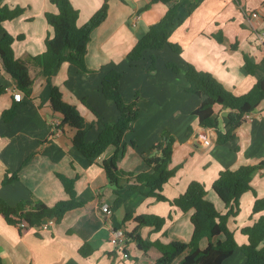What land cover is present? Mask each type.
<instances>
[{"label":"crops","instance_id":"0c3cea01","mask_svg":"<svg viewBox=\"0 0 264 264\" xmlns=\"http://www.w3.org/2000/svg\"><path fill=\"white\" fill-rule=\"evenodd\" d=\"M70 1L79 12L78 26L85 24L103 2ZM176 1L180 5L170 41L181 45L182 52L176 53L169 46L149 50V55L156 58L153 71H140L142 60L131 62L127 57L149 25L168 9L167 4L159 2L139 11L146 0H109V13L92 31L87 45L85 60L92 69L87 74L65 61L49 80L37 74L27 96L16 88L15 80L5 72L0 61V85L7 86L6 92L0 95V115L11 104L13 95L23 101L12 120L5 122L0 118V195L11 205L29 199L54 205L68 198L58 177L63 174L77 176V199L85 201L83 206L67 211L60 222L44 224L39 234L36 227L21 231L0 214V264H155L158 254L153 250L145 253L130 238L124 248L110 242L112 227L129 231L136 226L132 218L124 225L127 213L166 217L160 230L146 225L139 229L140 235L151 242L161 245L176 240L187 242L192 236L191 211L184 212L169 201L144 194L148 188L136 187L132 180L124 181L120 188L109 182L99 163L111 158L117 148L110 146L91 162L73 145L71 139L76 130L69 125L58 127L61 115L50 107L51 85H58L63 99L75 104L85 116L86 139L93 141L102 123L81 100L84 98L103 119L116 120L119 115L116 106L103 96L100 85L110 69L123 70L122 94L130 99L139 91L143 100L139 99L141 112L133 130L125 136L126 147L117 164L134 173L151 171L144 156L150 155L152 143L168 130L166 134L175 138L170 167L181 165L163 186V194L170 200L185 192L192 180H197L205 184L207 198L224 212L225 205L212 188L220 170L264 159V99L251 112V119L237 127L233 140L217 144L216 130L201 127L193 114L201 98L185 88L188 63L210 72L237 95L246 93L264 77V0ZM0 2L24 8L19 16L2 23L15 37L22 35L12 43L14 54L24 57L42 53L46 36L53 34L45 12L55 11V6L49 0ZM252 11H259L260 17L250 16ZM246 57L253 63L252 73L247 71ZM167 61L178 63L180 72L168 68ZM144 67L147 70V66ZM227 111V108L215 107L214 116L222 131L227 129ZM92 127L96 131L89 133ZM203 136L210 138L209 145L202 143ZM132 141L136 142L135 146ZM16 171L18 178L2 184L7 172ZM251 185L252 189L240 197L239 214L228 222L238 245L247 242L241 228L253 222L250 214L255 198L264 196V169L253 174ZM105 203L110 205V213L103 211ZM84 242L94 249L86 257L79 253ZM200 245L204 248L207 239H202ZM113 251L115 254L110 255ZM182 256L172 264H178ZM244 260L243 252L236 248L222 264H243Z\"/></svg>","mask_w":264,"mask_h":264},{"label":"trees","instance_id":"16d2710c","mask_svg":"<svg viewBox=\"0 0 264 264\" xmlns=\"http://www.w3.org/2000/svg\"><path fill=\"white\" fill-rule=\"evenodd\" d=\"M56 8L55 11H46L45 18L53 29V34L45 38V49L37 55L14 57L12 43L15 38H22V35L14 36L3 26V22L19 16L24 8L16 5L10 6L0 2V61L5 72L15 80L16 88L29 95L36 75H42L48 80L55 70L65 61L75 65L80 73L87 74L92 71L86 63L85 55L87 45L91 39L92 31L101 24L109 13V0H103L101 7L82 26L77 25L79 12L72 5L70 0H49ZM168 5L165 14L156 22L149 25L145 34L138 39L136 44L129 51L127 57L131 62H138L144 58L146 50H161L169 46L176 53L182 52L178 43L170 41V35L175 24V18L180 2L176 0H146V3L139 9L145 10L155 3ZM150 65L147 71L156 68V59L150 56ZM246 68L249 73L253 72V63L246 57ZM166 66L173 72H180L181 68L174 61H167ZM124 71L116 68L110 69L102 78L100 91L110 102H113L119 113L116 120L103 119L94 108L90 107L82 98V102L101 121L102 127L93 141L86 139V118L75 104L63 99V94L58 85H51L49 104L54 112L61 115V122L58 127L69 125L76 130L71 139L74 146L91 162L99 158L110 146H114L115 153L109 159H103L100 166L105 170L111 184L117 188L122 183L133 181L136 187H146L144 194L153 196L157 200L169 201L180 210L191 211L190 221L193 226L192 236L189 241H172L161 245L144 239L139 229L142 226H152L160 230L166 217L155 214H133L127 213L125 222L133 219L136 226L127 231V238L134 240L138 248L145 253L153 250L158 256L155 264H172L179 256L183 255L178 264H222L225 259L239 248L245 260L243 264H264V196L256 197L250 214L253 222L241 228V232L247 236V242L238 245L234 231L228 226L230 218H234L240 211L241 195L252 189L251 180L256 171L264 169V159L252 163L243 164L238 168L220 170L213 182L212 188L219 199L224 203L226 210L219 211L214 203L207 199L205 184L192 180L185 192L170 200L163 194V186L173 177L181 165L170 167L174 152L175 138L172 135H162L155 140L150 149L153 154L144 156V161L151 168V171L134 173L121 169L117 162L123 155L126 147L125 136L133 130L135 120L139 115V98L129 100L121 92V82ZM187 80L186 90L198 95L201 98L198 106L193 110L198 118V123L203 128H214L217 132L215 142L226 143L234 139L235 130L245 120L244 115L253 112L258 104L264 99V77L259 78L250 90L237 95L226 88L215 76L205 70L196 68L188 63L185 68ZM7 86L0 85V95L6 92ZM22 99L12 96L11 104L5 108L0 118L8 122L16 114ZM227 108V129L222 131L219 128V121L215 113V107ZM133 146L136 145L132 141ZM18 171L7 172L2 179V184L18 178ZM68 198L57 201L54 205H47L39 199H29L19 202L17 205L9 204L0 195V214L7 223L17 225L21 231L30 227H40L43 220L53 217L55 223L60 222L67 211L81 207L85 201L78 200L75 191L77 176L68 177L58 174ZM255 215H258L255 217ZM170 217V215L168 216ZM39 234V231H36ZM222 236V238L220 237ZM202 239H207V245L203 248L200 245ZM94 251L93 247L84 242L79 247V253L86 257ZM126 252V250H124ZM110 255L115 251L109 252Z\"/></svg>","mask_w":264,"mask_h":264},{"label":"built area","instance_id":"2783aa9c","mask_svg":"<svg viewBox=\"0 0 264 264\" xmlns=\"http://www.w3.org/2000/svg\"><path fill=\"white\" fill-rule=\"evenodd\" d=\"M250 16L258 18L260 17L259 11H252L250 12ZM138 18V17H136ZM262 37H264V34L262 35ZM252 113H247L244 115L245 120L246 119H251V115ZM202 143L204 145H209L211 143L210 138L208 136H203V141ZM103 211L110 213L111 209H110V205L105 203L102 206ZM45 220H48L45 222ZM40 227H37V230L40 231V229L45 225L48 224H53L55 223L54 218L53 217H49L46 218ZM110 242L115 245L116 247L121 246L124 248L126 242H127V231L123 228V227H112L111 228V235H110Z\"/></svg>","mask_w":264,"mask_h":264},{"label":"rangeland","instance_id":"374dc122","mask_svg":"<svg viewBox=\"0 0 264 264\" xmlns=\"http://www.w3.org/2000/svg\"><path fill=\"white\" fill-rule=\"evenodd\" d=\"M13 49V48H12ZM13 54H14V52H13ZM150 54V52H149V50H147L146 52H145V54H144V58L142 59V64H143V66L142 67H139V70L141 71V70H143V71H147L146 69H145V67H144V65H146L147 67L150 65V56L152 55H149ZM14 57H16L17 58V56L14 54ZM19 57V56H18ZM156 59V58H155ZM137 92H139V91H137ZM138 95H140V98L139 99H141V101L143 100L141 97H142V95H141V93L139 92V93H137ZM136 92L135 93H133L132 95H131V97H130V99L129 100H132V99H135L136 98ZM85 100V99H84ZM138 103H139V101H138ZM82 107H84L83 105H81ZM139 107H140V110H139V114H140V112H141V107H142V105L139 103ZM139 116V115H138ZM91 131H96V128L95 127H92V128H90L89 129V133L91 132ZM140 153H142V151L140 152ZM154 153V151H152L150 154H153ZM128 156L126 155L125 156V158H127ZM119 158H121V156L119 157ZM211 193L212 194H210V195H213V192L211 191ZM208 199V198H207Z\"/></svg>","mask_w":264,"mask_h":264},{"label":"water","instance_id":"95a60500","mask_svg":"<svg viewBox=\"0 0 264 264\" xmlns=\"http://www.w3.org/2000/svg\"><path fill=\"white\" fill-rule=\"evenodd\" d=\"M167 134L164 136V138H166Z\"/></svg>","mask_w":264,"mask_h":264}]
</instances>
